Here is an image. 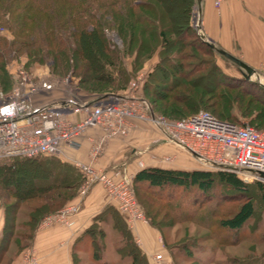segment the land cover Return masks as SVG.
Returning a JSON list of instances; mask_svg holds the SVG:
<instances>
[{"label": "trees", "instance_id": "16d2710c", "mask_svg": "<svg viewBox=\"0 0 264 264\" xmlns=\"http://www.w3.org/2000/svg\"><path fill=\"white\" fill-rule=\"evenodd\" d=\"M168 1L171 6L166 4ZM196 1L0 0V89H6L10 82L7 68L9 60L20 53L35 66L45 65L50 61L54 71L72 68V72L79 76L78 85L96 82V86H102L114 78L111 66L120 63L118 55L110 49L107 38L109 29H114L127 43V48L135 49L138 55H143V59L150 58L155 49L152 47L153 42L149 38L147 41L146 36L151 34L154 41L157 34L163 49L174 48L175 59L178 60L163 57L146 73L144 88L147 91L141 96L149 101L154 113L171 119H182L201 110L204 105L211 108L213 111H208L218 118L237 122L238 115L234 113L237 106L243 116L250 117V122L257 125L246 124L264 129L261 127L264 126V107L257 109L256 105L264 106V99L253 96L250 90L243 87L245 78L221 79L219 67L213 59H204L196 53L201 51L211 56L215 50L193 33L190 20ZM165 19L167 24L163 25ZM168 32L176 37H168ZM190 38L192 40L188 41ZM187 47L192 48V53L186 52ZM192 59H195V63H192ZM23 67L31 71L35 78L40 77L31 70L36 69L34 66L30 69L26 65ZM120 71L126 81L135 76V73L126 72L123 68ZM154 81L156 85L153 84ZM125 85V81L121 80L114 91L89 92L81 86L79 89L77 87V91L83 96L106 95L124 91ZM148 88L154 96V104L147 97ZM83 180L81 171L59 156L0 159V189L12 200L6 204L4 194L0 192L5 210V225L0 239V264L3 263L11 242L17 243L20 249L32 244L41 220L70 202L78 194L75 190ZM253 184L262 193L264 200L263 182H244L229 169L213 171L200 168L145 167L133 178L137 201L149 223L161 235L163 233L156 218L151 216L150 208L145 207V202L151 204L152 199L175 223L189 221L209 231L219 246L238 245L243 240L256 243L250 238L254 229L246 235L243 232L256 214ZM217 185H222L224 189L213 196ZM227 191L243 198L230 212H224L222 207L229 200ZM23 205L27 206L29 213L26 215L27 220L21 225L22 231L17 232L14 228L17 218L21 217L19 210ZM114 217L120 237L117 251L124 264H151L126 222L117 212ZM87 234L91 235L95 256L99 258L96 252L100 248L98 237L104 232L93 225L87 230ZM197 240L196 237L187 238L182 245L170 247L164 240V244L172 257L175 254L172 249L181 248L185 252L182 261L199 264L198 259L192 257ZM257 243L262 245L264 236ZM260 256L264 259V248ZM236 261L238 262L237 259ZM238 264H260L259 257L243 260Z\"/></svg>", "mask_w": 264, "mask_h": 264}, {"label": "built area", "instance_id": "2783aa9c", "mask_svg": "<svg viewBox=\"0 0 264 264\" xmlns=\"http://www.w3.org/2000/svg\"><path fill=\"white\" fill-rule=\"evenodd\" d=\"M213 1L219 7L225 0ZM14 76L12 89L0 92V159L62 156L66 149L81 148L91 129H100L102 138L108 139L127 134L131 122L139 119L152 122L202 165L232 170L244 182L264 183V129L221 119L204 109L182 119L154 113L149 101L140 94L146 80L142 72L124 91L90 98L77 91L78 79L71 74L61 79L50 75L35 78L20 66ZM92 141L90 157L95 160L103 145L102 141ZM76 166L84 177L78 200L46 215L40 224L72 225L74 215L95 184L105 188L130 223H149L137 201L133 176L122 171L111 173L92 163L77 162ZM28 259L36 264L32 256ZM155 260L159 264L171 262L162 253L156 254Z\"/></svg>", "mask_w": 264, "mask_h": 264}, {"label": "crops", "instance_id": "0c3cea01", "mask_svg": "<svg viewBox=\"0 0 264 264\" xmlns=\"http://www.w3.org/2000/svg\"><path fill=\"white\" fill-rule=\"evenodd\" d=\"M197 8L204 34L217 47L235 55L255 70L264 66V0H225L220 8L214 7L213 0H201ZM102 136L100 129H91L84 137L81 148L66 149L64 155L59 157L74 166L77 162L92 163L96 168L108 169L111 173L122 171L133 178L145 167L195 169L202 165L195 155L170 141L150 121L134 119L127 134L113 135L108 139H103ZM92 140L95 143L102 141L103 145L95 160L90 157L94 143ZM78 198L77 194L71 201H77ZM116 212L126 222L151 264H159L155 260L158 253L170 258L159 230L145 221L130 223L101 184L93 185L81 210L74 215L72 225L39 223L32 244L24 248L28 253L25 256L27 259L32 256L35 262L37 260L36 264H78V254L87 252L90 253L91 263L121 264L123 260L117 251L120 243L116 242L117 245L113 247L116 258L111 261V256L103 257L107 249L105 239L109 233L114 241L120 240L115 225ZM4 225L5 210L0 198V239ZM93 225L104 232L98 237L100 248L96 252L99 258L95 256L92 237L87 234V230ZM20 260L17 257L10 264H20Z\"/></svg>", "mask_w": 264, "mask_h": 264}, {"label": "rangeland", "instance_id": "374dc122", "mask_svg": "<svg viewBox=\"0 0 264 264\" xmlns=\"http://www.w3.org/2000/svg\"><path fill=\"white\" fill-rule=\"evenodd\" d=\"M170 3H171L170 1L166 2L167 5L171 6ZM213 4H214V1H213ZM197 7H198V2L196 1V3L193 5L192 10H191V20L190 21L193 26L194 35H196L200 39V41H204L200 36V33L204 34V32H203V28L201 24V19H199ZM214 7L220 8L221 5L219 7H216L214 5ZM160 24L162 25V23ZM164 24H167V19L164 20L163 25ZM108 32L109 33L107 35V38L109 39L110 49L111 51L116 53V55H118L120 59V63H117L116 66H111V72L113 73V77H114L111 82L106 83L102 86H96V82H85V83H80L78 85L79 76L76 75L74 72H72L73 71L72 68L70 70L61 71V72L57 70L54 71L51 66L52 63L50 61H48L45 65L35 66L29 63L27 57L24 54L20 53L19 55H16L15 57H12L9 60L7 64V68L9 71L10 82L7 88L0 89V92L1 91L8 92L9 90L12 89L13 84H14L15 71L17 70L18 67L23 66V65H26L29 69L30 67L32 68L34 66V68L36 69H31V70L37 73L40 77H47L48 75L50 76L54 75L57 79H61L71 74L72 77H75V79H78L76 81L77 82L76 88L78 87L79 89V87L81 86L84 90L89 91V92L90 91L100 92L104 90H111V91L117 90L121 80L125 81V84H126L125 87L127 88L130 81L133 78H135L141 72L144 73V75L146 76V73L150 71L151 69H153L154 66L159 61H161V58L163 57L165 58L168 57V59L170 60H178V59H175L176 53H175L174 48L170 50L163 49L162 42L160 40V37L157 34H156L157 36L155 35L154 37V41L151 39V37H153L151 36V34L146 36L147 41L149 38V40L153 42L152 47L155 49H154L153 55L150 58L147 59L146 57L143 59V55L142 56L138 55L135 49L127 48V43L124 42V40L116 33V31H114V29H109ZM168 37L175 38L176 36L168 32ZM205 39L206 40L208 39L206 35H205ZM191 40L192 38L188 39V41H191ZM204 43L207 45L206 41H204ZM214 49L215 50L212 51L211 56L203 54V52L201 51H196V53L204 59H213V61L219 67L221 79H225V80L244 79L241 73V67H239L236 63H234L233 61H231L224 55L220 54L217 50V49H221L220 47L216 46ZM190 51H192V48L187 47L186 52L188 53ZM192 61H193L192 63H195V59H192ZM122 68L126 72H130L131 74L135 73V76L132 79L129 78L128 81H126L125 77H123L124 75H122L120 71V69ZM145 82L146 81H144L141 86L140 94H145V92L147 91L144 88ZM153 84L156 85L155 81L153 82ZM243 87L247 90H250L253 96L264 99V90H263L264 88V66L261 67L259 70H255V73L252 75L251 80H245V82H243ZM147 94L146 95L148 99L153 101L152 104H154L155 100H154V96L151 95L150 88H148ZM256 105H258L257 109L264 107L263 104H260V105L256 104ZM201 109H207V110L213 111L211 108H209L208 106L205 107L204 105L201 107ZM234 113L238 115L237 122L250 123V124L252 123V125H257L256 123H253L252 121L250 122V119H251L250 117L243 116L242 112L238 109L237 106H235L234 108ZM261 127H264V126H261ZM200 169L213 170V171L216 170L214 168H210L204 165H200ZM16 179H17V176H15V181ZM81 185L78 186L77 189L75 190L77 193H79V191L81 190ZM251 186L253 187L252 194H253L254 203L256 205V214H255V218H253L250 221L247 227L244 228L243 232L246 235L248 231L254 229L255 231L253 233V236H250V238L253 239L251 241H255L256 243L250 242L248 240H243V242L238 245L219 246L217 242L211 236L210 232L200 227L198 224H195L189 221L175 223V220L173 221L171 216L168 213L166 214L165 210L159 204H157L155 200L152 199L151 204H149L148 202H145L146 205L145 204L144 205L146 208L147 207L150 208L151 216L153 218H156L155 219L156 223L158 224L159 228L161 229L163 233L162 235L163 241L165 240V242L168 244L169 247L172 245H178V244L182 245L183 242H185L184 240L187 238L196 237L198 239L197 245L195 247L196 251L194 253V256L192 255V257H196L198 259L199 264H238V262H243V260L245 261V260L251 259L256 256L259 257L260 264H264V259L263 257L260 256L261 251L264 248V243L262 245H259V243H257V241H260L261 238L264 236V200L262 199L263 197L262 193L256 189L255 185L253 184ZM222 187H223L222 185L221 186L217 185L215 191H213V196L216 195V192L217 193L220 191L222 192V189H224ZM0 192L4 194L2 189H0ZM141 193H143V190ZM70 194L71 192L69 191L68 195ZM164 194H166L165 190H164ZM227 196L229 200H227V202L222 206L224 212L232 211V209L235 208L238 202L243 199L241 197H237L233 193H230V194L228 193ZM4 199H5L6 204L12 201L11 198L7 196V194H4ZM66 204L67 203L62 205L58 210H60ZM19 211L21 213V217L17 218V224L14 228L17 232L22 231L21 225L22 223H25V221L27 220L26 215L27 213H29L27 206L25 205H23ZM23 241H26V240L23 239ZM105 242L107 243L106 244L107 249H106V252H104L103 257L109 258L111 256V261H112L114 258H116V251L113 250V247L117 245V243L119 244L120 242L114 241V238L110 237V233L108 237H106ZM251 247H253V249H251ZM172 252L175 254L173 257L170 255V258H168L171 261L169 262V264L170 263L174 264V262H177V263L179 262L180 264H190L187 261H182V255L185 252L181 248L172 249ZM26 253L27 252L25 251L24 248L20 249L17 243L11 242L9 246V250L4 257L2 264H10L17 257L21 259L20 264H29L30 261L27 259V256H25ZM89 257H90V253H87V252H82L78 254V258H77L78 264H94L93 262L92 263L90 262ZM236 259L238 260V262L236 261ZM36 263H37V260H36ZM121 264H124V262L121 261Z\"/></svg>", "mask_w": 264, "mask_h": 264}, {"label": "water", "instance_id": "95a60500", "mask_svg": "<svg viewBox=\"0 0 264 264\" xmlns=\"http://www.w3.org/2000/svg\"><path fill=\"white\" fill-rule=\"evenodd\" d=\"M201 0H197V2L199 3ZM201 38L207 42V44L212 47L215 48L216 45L210 40V39H205V35L203 33H200ZM218 52L222 55H224L225 57H227L228 59H230L231 61H233L234 63H236L239 67H241V73L243 75V77L246 80H251L252 75L255 73V69L249 65H247L245 62H243L241 59H239L238 57H236L235 55L223 50V49H217Z\"/></svg>", "mask_w": 264, "mask_h": 264}]
</instances>
